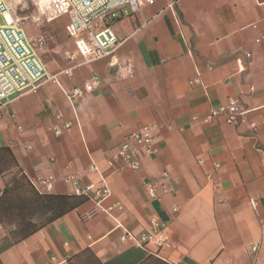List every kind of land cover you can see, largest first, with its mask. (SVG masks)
<instances>
[{
  "label": "crops",
  "instance_id": "crops-1",
  "mask_svg": "<svg viewBox=\"0 0 264 264\" xmlns=\"http://www.w3.org/2000/svg\"><path fill=\"white\" fill-rule=\"evenodd\" d=\"M146 1L136 14L111 22L122 42L104 59L66 61L74 45L63 26L72 48L57 69L44 63L47 71L77 63L70 76L59 77L65 91L99 79L76 104L78 126L58 136L50 131L57 113L74 117L51 81L0 111V146L11 149L29 179L52 175L49 194H74L69 173L79 188L100 182L88 171L93 162L112 192L103 204L120 201L122 209L111 217L88 199L2 251V264H71L85 249L102 263L130 250L146 253L119 237L123 229L143 231L152 218L167 224L168 243L158 256L168 264H264V45L255 42L264 31V0ZM196 75L201 84L190 85ZM229 97L244 111L237 124L203 120ZM143 124L154 125L159 152L138 170L111 172L107 157ZM146 183L156 185L158 197L149 196ZM3 187L0 174V193ZM257 243L256 251L248 249Z\"/></svg>",
  "mask_w": 264,
  "mask_h": 264
},
{
  "label": "built area",
  "instance_id": "built-area-1",
  "mask_svg": "<svg viewBox=\"0 0 264 264\" xmlns=\"http://www.w3.org/2000/svg\"><path fill=\"white\" fill-rule=\"evenodd\" d=\"M33 2L47 21L66 17L65 33L74 45V52L66 58V61H73L79 55L84 63H89L109 57L121 44L122 40L117 36L111 22L124 15L136 14L149 1L33 0ZM260 4L264 11V1ZM0 17L2 19L0 23V111H2L18 95L37 89L41 81H51L61 87L59 77L70 76L72 68L77 63H72L56 73H49L38 52L45 46V38L42 35L29 37L20 25V18L16 17L15 8L5 0H0ZM262 22L264 25V15ZM255 42L264 45V31L255 38ZM245 56L248 60L247 64L251 65V53L246 52ZM123 68L127 74L132 73L130 62H127ZM189 83L190 85L201 84L199 75L190 79ZM98 84L99 79L91 76L83 85L75 86L68 91L61 87L73 109L74 117L63 120L62 114L57 113L56 123L50 127L54 135L58 136L73 126L79 125L76 104ZM243 114L244 111L238 100L229 97L225 103L209 108L203 120L209 122L223 117L227 123L237 124ZM193 118L196 119L197 116ZM255 125L253 122L250 123L251 128H255ZM153 127L152 124H143L136 130L126 133L107 157L108 169L111 172L122 168L138 170L144 158L155 156L159 152V145L153 134ZM88 171L98 173L100 182L97 184L90 182L83 188H79V181L73 174L69 173L66 180L74 185V194L86 195L100 211L113 217L114 211L122 209L121 202L113 201L105 206L103 203L112 195L108 181L95 163H90ZM162 176L166 177L167 172H163ZM29 180L39 193H50L55 179L52 175H38ZM146 189L152 199L158 197L155 184L146 183ZM250 205L254 211L257 210L256 201L252 198ZM261 226L264 229V218L261 220ZM116 227H122L117 220ZM166 228V222L152 218L148 228L139 233L123 229L119 239L123 243L159 257L158 253L168 243ZM248 249L256 251L258 243L248 246Z\"/></svg>",
  "mask_w": 264,
  "mask_h": 264
},
{
  "label": "trees",
  "instance_id": "trees-1",
  "mask_svg": "<svg viewBox=\"0 0 264 264\" xmlns=\"http://www.w3.org/2000/svg\"><path fill=\"white\" fill-rule=\"evenodd\" d=\"M11 165L18 171L4 183L0 193V224L5 231V235L0 238V253L88 200L83 194L39 193L19 167L11 149L0 146V174L3 175ZM71 264H168V262L151 254L146 255L142 251L130 250L102 263L89 249H85L75 255Z\"/></svg>",
  "mask_w": 264,
  "mask_h": 264
},
{
  "label": "rangeland",
  "instance_id": "rangeland-1",
  "mask_svg": "<svg viewBox=\"0 0 264 264\" xmlns=\"http://www.w3.org/2000/svg\"><path fill=\"white\" fill-rule=\"evenodd\" d=\"M5 1L15 8L16 17L20 18V25L25 29L29 37L42 35L45 38V46L38 51L39 55L48 67L57 69V62L63 59L65 51H69L72 48L67 46L70 45L71 41L66 38L63 30L65 18L60 17L51 21L45 20L33 0ZM17 171L18 169L11 165L9 170L1 175L4 183Z\"/></svg>",
  "mask_w": 264,
  "mask_h": 264
},
{
  "label": "bare ground",
  "instance_id": "bare-ground-1",
  "mask_svg": "<svg viewBox=\"0 0 264 264\" xmlns=\"http://www.w3.org/2000/svg\"><path fill=\"white\" fill-rule=\"evenodd\" d=\"M8 19H10V17H7Z\"/></svg>",
  "mask_w": 264,
  "mask_h": 264
}]
</instances>
